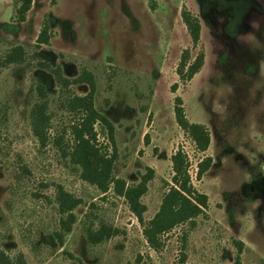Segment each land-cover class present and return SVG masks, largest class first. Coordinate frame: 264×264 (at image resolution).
I'll use <instances>...</instances> for the list:
<instances>
[{
	"label": "rangeland",
	"instance_id": "374dc122",
	"mask_svg": "<svg viewBox=\"0 0 264 264\" xmlns=\"http://www.w3.org/2000/svg\"><path fill=\"white\" fill-rule=\"evenodd\" d=\"M182 8L200 23L196 47ZM25 16L19 21L14 1L0 0V250L26 264H234L240 240L239 264H264V0H32ZM43 28L48 41L39 43ZM15 45L23 61L6 64ZM184 49L190 60L199 51L204 59L182 82L175 70ZM84 71L112 128L113 140L95 124L98 142L114 155V177L134 185L153 169L140 197L143 220L157 212L170 156L182 148L191 183L208 199L196 228L179 224L153 249L121 195L80 178L67 155L80 115L65 99L89 92L73 82ZM37 87L51 117L45 145L31 129ZM176 96L187 119L207 127L204 152L177 125ZM205 156L211 164L198 179ZM59 189L81 199L68 232ZM101 226L107 234L91 242L89 232Z\"/></svg>",
	"mask_w": 264,
	"mask_h": 264
},
{
	"label": "trees",
	"instance_id": "16d2710c",
	"mask_svg": "<svg viewBox=\"0 0 264 264\" xmlns=\"http://www.w3.org/2000/svg\"><path fill=\"white\" fill-rule=\"evenodd\" d=\"M15 3V15L19 21L25 20V15L31 6L32 0H13ZM180 17L187 29L193 47L199 42L200 23L190 11L182 8ZM39 43L48 41V33L43 28L37 38ZM23 48L19 45L13 46L5 55L6 64L19 63L23 61ZM204 54L199 51L192 60H190V50L184 49L176 66V74L182 82L188 81L197 73L203 64ZM63 82L62 79H59ZM75 83H87L89 92L85 95H71L65 99L67 108L75 114L78 113L79 120L76 126L72 127V136L67 149V155L71 164L79 168L81 179L94 185L100 192L105 193L110 187L121 195L127 202L131 211L137 219L143 223V235L149 246L158 249L161 236L173 229L179 224L186 223L189 230L197 226V218L206 216L208 199L205 193L198 191L191 183L189 174V159L182 148H177L170 156L171 161V181L167 183V190L164 193L157 212L147 221L143 220L144 204L140 197L146 192L147 183L153 177V169L147 167V171L141 175V180L134 185H125L123 181L115 178L113 175L114 155L108 154L97 140V131L95 124L103 123L108 127L109 137L112 138V128L107 118L98 111L95 106L94 92L95 85L93 76L89 71H84L73 79ZM64 83V82H63ZM177 84L171 85V91L174 92ZM40 100L34 104L31 110V129L33 135L37 138L40 145H45L48 141L47 131L50 124V113L47 111L45 91L41 87ZM174 117L180 129L189 136L194 144V148L199 152H204L209 145V131L201 123L190 122L184 112L181 98H174L173 106ZM211 164V158L205 156L197 163L196 177L200 179L202 174L208 170ZM57 201L61 212H69L67 219L63 222L65 229L70 230V223L74 220L70 211L75 208L81 199L72 194L59 189L57 192ZM106 228L101 226L98 230L89 232V240L98 242L107 234ZM238 250L234 264H239V254L243 246L240 240L234 241ZM0 264H26L22 255L16 256L11 260L0 250Z\"/></svg>",
	"mask_w": 264,
	"mask_h": 264
}]
</instances>
